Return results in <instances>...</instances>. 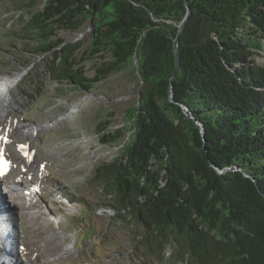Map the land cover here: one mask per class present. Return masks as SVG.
<instances>
[{"label":"trees","instance_id":"1","mask_svg":"<svg viewBox=\"0 0 264 264\" xmlns=\"http://www.w3.org/2000/svg\"><path fill=\"white\" fill-rule=\"evenodd\" d=\"M30 3L12 63L50 56L49 82L84 92L135 70L139 101L124 128L132 137L95 179L106 206L139 228L138 245L154 259L174 245L178 263L264 264V66L250 62L264 53V0ZM87 29L89 49L59 36Z\"/></svg>","mask_w":264,"mask_h":264},{"label":"rangeland","instance_id":"2","mask_svg":"<svg viewBox=\"0 0 264 264\" xmlns=\"http://www.w3.org/2000/svg\"><path fill=\"white\" fill-rule=\"evenodd\" d=\"M28 5L30 0H0V134L7 139L0 140V148L7 154L5 162L10 161L11 171L24 177L15 192L3 195L6 199L0 196L4 212L0 217L11 222L9 214L13 216L11 234L14 231L17 237V228L20 237L29 236L32 255L23 256L18 252L19 243L12 249L6 240L0 243V264H8L12 256L4 254L6 249L21 254V258L14 257L17 264H44L37 255L46 247L45 259L51 264H185L175 261L174 245H168L156 259L143 250L135 240L139 228L128 216L121 218L106 206V190L95 179L97 168L113 162L132 137L124 128L129 125V110L139 101L135 70L124 69L94 91L84 92L49 82L42 65L50 56L35 58L28 67L12 63L17 58L11 52L20 57L17 49L25 47L20 36L33 12ZM87 31H62L59 36L67 44L81 41L89 49ZM250 62L264 66V53ZM84 66L92 76L93 65L88 62ZM117 130L124 135L123 141H103ZM15 132L21 134L19 138ZM22 151L26 153L23 163L18 159ZM32 164L37 168L34 175L29 171ZM32 182L33 191L24 192ZM25 194H31L37 203L19 198ZM83 202L89 204L88 210ZM1 223L6 226V221Z\"/></svg>","mask_w":264,"mask_h":264},{"label":"bare ground","instance_id":"3","mask_svg":"<svg viewBox=\"0 0 264 264\" xmlns=\"http://www.w3.org/2000/svg\"><path fill=\"white\" fill-rule=\"evenodd\" d=\"M13 135L15 136V137H18L19 138V136L21 135L19 132H15V133H13ZM27 136V135H26ZM4 137L0 134V140H2ZM4 139H6V138H4ZM7 140V139H6ZM27 140L29 141V136H27ZM0 151L2 152V155L3 156H6V154H5V151H3V149L2 148H0ZM26 156V153L24 152V151H22V152H20V155H19V157H18V159L20 160V162L21 163H23L24 162V159H23V156ZM18 156V155H17ZM17 156H15L16 158H17ZM7 159V158H6ZM0 165L2 166V168H3V174L5 173V172H10L11 171V169L9 168V165H8V162H5V160H3V161H0ZM37 170V168H36V165L35 164H32L31 166H29V171H30V174H33V172L34 171H36ZM34 175V174H33ZM36 182H37V184H38V180L36 179L35 180ZM17 183H19V181H16L15 182V185H17ZM33 185H35V184H33V182L32 183H30V186L29 187H27V188H25V190H24V192H29V190H27V189H31V191H33V189L34 188H31ZM11 186V185H10ZM15 187H18V186H15ZM15 192V191H14ZM36 192V194L37 193H39L40 191H39V189L37 190V191H35ZM10 194V193H9ZM15 194V193H14ZM32 194V193H31ZM31 194H25V196H23V195H21V197H19L20 199H22V200H24V201H27V202H29V203H34V204H36L37 203V201L36 200H34L33 198H32V196H30ZM9 199V198H8ZM36 199V198H35ZM15 200V199H14ZM33 204V205H34ZM25 207V209H26V206H24ZM1 208H2V206H1V201H0V213H4V212H1ZM9 207L7 206V209H8ZM24 209V210H25ZM10 215V218H9V220L12 222V224H13V221H14V218H13V216L11 215V214H9ZM28 216H29V214H28ZM6 221V226H4L1 222H5ZM11 222H8V219L7 220H5V218H1L0 217V231L2 232V234L0 235V243H2V245L5 243V241L6 240H8L9 241V244L11 243V247H12V249H15L16 248V246H17V244L19 243V245H20V247H19V250H18V252H20V253H22L23 254V256H24V254H26V255H29V257H31V251H30V248H31V246L29 245V242H27V240H28V237H27V235H23V237H25V240H26V242L25 241H23V237H20V233H19V231L17 230V228H16V231H17V237H16V235H15V233H14V231H13V233L11 234V232H12V230H13V228H12V225H11ZM20 241H22V244H20ZM29 241V240H28ZM7 242V241H6ZM9 246V245H8ZM49 247H50V245L48 246V250H49ZM17 249V248H16ZM46 250H47V247L45 248V250L43 251V252H41V253H39L38 255H37V257H38V259H40L41 260V258H43L44 259V264H46V262H49L50 264H51V261H48L47 259H45L46 257H45V253H46ZM18 254V255H16V253L15 252H13V250L11 251V252H9L7 249L5 250V255H9V254H11L12 256H11V258H10V260H9V263L8 264H17L19 261L17 260V259H15L14 257H17V258H19L20 256H21V254ZM47 255V254H46ZM0 257H3V255H0ZM28 257V258H29ZM21 258V257H20ZM23 258V257H22ZM49 259V258H48ZM28 260V259H27ZM21 261V260H20ZM20 264H23L22 262L20 263Z\"/></svg>","mask_w":264,"mask_h":264},{"label":"water","instance_id":"4","mask_svg":"<svg viewBox=\"0 0 264 264\" xmlns=\"http://www.w3.org/2000/svg\"><path fill=\"white\" fill-rule=\"evenodd\" d=\"M186 6H187V16H186V18L184 19V21L178 26V35H177V38L175 39V57H176V68H175V72H176V70H177V68H178V62H179V59H178V38H179V36H180V34H181V32H182V30H183V28H184V26H185V24H186V22H187V20H188V17H189V15H190V7H189V4H188V1H186ZM139 67V66H138ZM197 123V125L198 126H200L201 127V125L199 124V122H196ZM201 133H203V129L201 130ZM205 149V148H204ZM214 169H215V171H217L219 174H223V173H225L226 171H223V170H221V169H219V168H217L215 165H211ZM247 178L249 177L248 175H245Z\"/></svg>","mask_w":264,"mask_h":264}]
</instances>
